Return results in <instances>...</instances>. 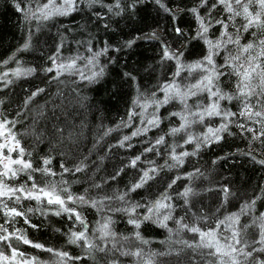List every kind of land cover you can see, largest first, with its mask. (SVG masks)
Returning <instances> with one entry per match:
<instances>
[{
	"label": "snow or ice",
	"instance_id": "6c2138e0",
	"mask_svg": "<svg viewBox=\"0 0 264 264\" xmlns=\"http://www.w3.org/2000/svg\"><path fill=\"white\" fill-rule=\"evenodd\" d=\"M81 4L93 12L97 21H105L103 27L106 31L111 28L112 16L134 19L138 17L141 9L147 8L149 4L157 13L162 10L171 25V38L168 35V26L165 25L161 31L157 21L153 25H148L147 30L144 27L138 28V35L115 48L107 41L103 42L99 51L94 50V37L91 34L86 42L77 41L78 44L83 43L85 51L89 53L83 59L87 60L86 67L92 66L90 74L78 71L81 80L89 85L99 83L107 74V64L100 63L101 57L107 56L109 63L117 64L118 57L114 58L110 52L119 53L124 48L131 49L141 40L157 42L160 46V59L157 63L165 76L162 82H158L151 92L146 94L141 91L137 76L131 71H124L117 74L118 80L113 81V84L116 91H119L121 82H132L136 86L137 95L133 99V108L128 111L127 116L129 122L134 117L140 116L143 127L132 132L131 137L146 136L153 128L159 129L164 119L171 120L175 117L180 121L179 126H170L167 132L157 135L154 142L147 141L149 146L145 147L142 153L131 158L128 164L118 168L108 179L116 181L128 167L136 169L145 154L160 155V148L167 144L168 136L175 137L184 133L183 144L173 142L170 145L169 159L165 160L163 165H157L151 160L147 168H139L137 178L126 186L125 191L115 197L74 196L66 186L68 182L63 180V175L86 173L89 170V156L85 155L74 163L73 168L65 166L64 157L79 143L83 133L77 132L78 126L72 123V114L68 107L72 101L68 100L67 95L57 91L50 98H45L41 104L37 98L46 94L47 90L37 86L35 91L27 93L20 108L14 114L6 115L4 111H0V198L7 197L9 200L14 198L16 204L20 203L22 197L27 200L34 199L38 203L46 199L48 205L59 206L64 213H68L70 220L74 217V223L78 222L82 226V230L70 228L67 236L68 243L81 248L83 254L72 255L68 251L45 248L43 244L28 239L21 229L9 231L17 217H22L24 223L30 227L35 228L37 225L31 224L25 211L19 210L16 206L9 207L0 200V212H3L4 217L3 223H0V264H40L36 257L29 258L19 250L20 243L53 254L57 258V264H77V262L85 264V261L98 264V257L106 261V264H121L117 252L121 256H134L138 260L141 258V248L132 251L131 248H124L121 244V241L128 242L131 237L122 236L117 239L111 216L102 218V221L98 222L99 227L90 231L81 212L75 207H68L69 203L87 205L97 209L98 212L107 210L124 213L128 217L127 223L133 226V236L141 244L149 243L141 235L142 225L154 223L172 233L173 229L168 227V222L172 221L177 225V233L186 230L199 236L198 241L193 240L191 243L178 241L182 247L176 250V256L179 257L186 250H191L193 255L189 257L190 264H202L204 260L209 264H264V211H259L256 207L257 201H264V186H260L258 192H254L253 195L243 197L239 210L231 212L227 211L226 205H230L234 199H241V196L233 187L232 180L227 176L222 177L215 181V187L206 189L214 194L216 202L210 206L202 205L206 207L204 212L199 214V210L193 212L192 215L197 219L190 225L184 221L187 213L195 207L192 197L199 195L191 182L204 176V173L196 168L192 172L186 171L183 177L161 175L165 169L182 168L185 158L197 155L201 148L210 147L212 143H219L227 136L234 135L246 139L248 144L246 151L238 149V153L264 166V159H258L256 154L257 148L264 153V0H191L190 4H185L183 7L177 5L176 9L170 7L167 0H114V2L110 0L107 4L104 0H62L58 6L53 0H48L47 3L37 5L35 8L25 0H11V6L21 14L25 24L29 26L33 22L47 21L54 16L70 15L77 11L78 5ZM98 8L106 9L111 15L103 16ZM188 15H191L196 25L194 34H189L191 29L185 31L180 26L183 17ZM116 23L118 24L119 21ZM32 35L29 27L28 37L19 51H26L32 47ZM245 40L246 42H242ZM193 41L197 44L202 42L199 52L190 51V47H194ZM63 47L64 37L61 36L56 46V54L48 57L50 66L41 67V71L46 75L50 74L49 83L60 81V78L76 68L77 61L82 59L77 54L64 62L60 56ZM186 53L199 58L189 61ZM10 59H14L19 65L20 61L15 57ZM3 63L7 66L9 61L5 60ZM149 68L151 71L156 70L152 66ZM165 69L167 71H164ZM36 71V68L29 67L22 70L18 66L12 70L11 75L20 78L22 75L27 76ZM194 72L199 74L195 83L184 82L187 77L183 73L191 77ZM9 76L8 71L0 73V83L6 87L12 84L13 80L9 79ZM73 91L75 92V89ZM158 92L163 93L162 98L158 96ZM173 101L180 105V110L170 111L167 117L159 115L160 109ZM189 101L192 103L190 104ZM0 104H3V101H0ZM233 104L236 110L228 106ZM80 105L84 106L82 100ZM149 107L153 111L151 118L145 123L143 116ZM136 108H140L141 111L137 112ZM216 118H219V122L213 127ZM121 123L130 126L123 119ZM196 124L204 125L206 131L199 135L190 131ZM20 128L24 129L23 132ZM233 128L238 131L233 132ZM111 131L112 129H108L104 135H108ZM24 136H31L37 142L47 141L53 146V150L61 149L59 155L62 171L59 184L45 182L41 187L37 182L36 173L41 177L57 175L50 167L55 157L46 154L36 161L32 153L27 152L22 144ZM131 137L123 136L118 140L116 147L133 148ZM185 145H194V148L191 152L182 150L177 153V148L183 149ZM232 155L235 154L230 153L218 159L228 160ZM212 163L215 165L217 161L214 160ZM22 176L26 179L21 182ZM181 180L189 181L182 191L174 187L177 181ZM29 182H31L30 187ZM150 182L164 186L157 198L147 203L130 199V194L145 190L146 186H151ZM93 187L101 189L102 185L93 181ZM87 191L85 189V193ZM172 191L176 192L175 198L170 194ZM175 200L182 201L181 208L185 215L174 216ZM113 201H118L120 206L113 207ZM141 208L145 210L142 215L138 212ZM27 211L31 212L32 209L29 208ZM55 215H61V211H56ZM242 218L247 219L242 220ZM209 221H213L214 226L209 224L205 231L200 222ZM250 231L253 233L251 236H249ZM168 254H171V250ZM153 255L155 254L148 253L144 264H153Z\"/></svg>",
	"mask_w": 264,
	"mask_h": 264
},
{
	"label": "trees",
	"instance_id": "16d2710c",
	"mask_svg": "<svg viewBox=\"0 0 264 264\" xmlns=\"http://www.w3.org/2000/svg\"><path fill=\"white\" fill-rule=\"evenodd\" d=\"M26 3H30L33 8L37 5H43L48 0H25ZM110 0H104V3H109ZM114 2V0H112ZM170 7L176 9L177 5L183 7L185 4H190L191 0H167ZM101 14L105 17L111 15L106 9H99ZM178 10V9H177ZM116 21H119L117 24ZM159 22L161 31L165 25L169 28L167 15L161 10L159 13L152 7L151 4L147 8L141 9L138 17L129 19L126 16L115 17L112 16L111 28L105 30L103 24L104 20L97 21L93 12L88 8H85L82 4L78 5V10L66 16H54L47 21H36L30 26L25 24L23 17L12 6L11 0H0V73L8 71L10 73L9 79L13 80V83L7 87L0 83V111H4L7 114H14L15 111L20 108L23 100L26 98L27 93L35 91L37 86L46 88V94L37 98L39 103H43L45 98H50L57 91H60L67 95L68 100L72 101L68 105L69 111L72 114V123L77 125V132H82L83 135L79 138V143L72 147L68 155L64 157L65 166L73 168L74 163L78 162L85 155L89 156V170L86 173H77L75 175L71 173H64L63 180H66V185L74 196L87 195L93 198H103L105 195L115 197L118 193L125 191L126 186H129L138 175L139 168H147L149 161L154 160L157 165H163L165 160H168V153L170 151V145L173 142L183 144L184 133H180L175 137H166L167 144L160 148V155L152 153L142 156L141 162H138V167L133 169L128 167L117 178L116 181L108 179L114 172L128 164L129 160L135 155H139L143 152L144 148L149 146L146 142L151 140L154 142L157 135L163 134L168 131L170 126H179L180 121L173 117L171 120L164 119L159 129L153 128L147 133L146 136L131 137V133L138 128L143 127L141 125L140 116L134 117L132 121H128L127 113L133 108V99L137 95L136 86L132 82H121L119 91H116L113 81L118 80V73L124 71H131L137 76V81L141 86V91L148 94L153 87L165 79L164 72L161 71L160 65L157 61L160 59V46L155 41H137L131 49L124 48L121 52H110V55L114 58L118 57V63L112 64L108 62V57L103 56L100 58L101 64H107V74L105 77L96 84H87L86 81H82L78 71H83L85 74H90L92 66L87 64V60L83 57H87L89 53L85 51L83 43L78 44L77 41L86 42L89 39V34L94 37L93 43L95 45L94 50L99 51L103 42L107 41L113 48L123 44L124 41L138 35L137 29L144 27L147 30L148 25H153ZM180 26L185 31L194 34L195 22L191 15L183 17V21ZM32 30V47L26 51H19L23 43L28 37V28ZM61 36L64 37V47L60 51V56L64 62H67L70 57H75L77 54L82 58L77 61L76 68L70 72H66L60 81H48L51 79L50 74L46 75L41 71V67L50 66L48 57L56 54V46L60 42ZM250 39V37H248ZM242 42H246L242 41ZM194 47H190L192 53L199 52L202 47V42L197 44L193 41ZM189 61L198 59L196 55L189 56L186 53ZM19 60L17 65L14 59ZM8 60L7 66L4 65V61ZM22 70L32 67L36 68L35 73L27 76H21L16 78L11 75L12 70L17 67ZM149 66L154 67L156 70L151 71ZM148 69V70H146ZM164 71H167L165 69ZM187 80L184 82L195 83L199 78L198 72H194L191 77H188L187 73H183ZM75 89V92L73 91ZM77 93L79 96L77 97ZM159 97H163L162 92L157 93ZM195 99V98H194ZM80 100L83 101V107L80 105ZM205 102H207L205 100ZM191 104L192 101H189ZM226 103V102H222ZM233 110L235 104L228 105ZM35 105H33V108ZM21 110H23L21 108ZM140 112V108L135 109ZM180 105L173 101L171 104L166 105L160 109L159 115L167 117L170 111H179ZM153 109L149 107L144 112L145 123L147 119L151 118ZM14 118V115L12 116ZM128 122L130 126H125L121 121ZM219 118L213 122L212 126L215 127L218 124ZM119 125V127H117ZM112 129L108 135L104 133ZM23 128L20 131L23 132ZM190 131L199 135L201 132H205L204 125H193ZM233 132H237L238 129L233 128ZM128 135L131 137V143L133 148H121L116 147L118 140L123 136ZM103 137V139H101ZM97 141H99L97 143ZM22 144L27 152H31L33 158L39 161L40 157L51 154L55 157L50 167L57 173L55 177L44 176L41 177L39 173H36L37 182L41 187L44 183L61 181V157L59 152L61 149L53 150V146L44 142H37L31 136H24ZM95 145V147H94ZM248 147L247 140L241 139L239 136H227L225 140L219 143H212L210 147L201 148L199 153L195 156L185 158V163L182 168H175L172 170L165 169L161 175L175 176L185 175V172H192L196 168H199L204 176L199 177L191 182L193 188L199 193L198 196L192 197L195 207L187 213L185 223L190 225L196 222V217L192 215L193 212H204L206 207L216 202V197L213 193L208 192L206 189L209 187H215V181L220 180L222 177H229L233 182V187L238 191L241 199H234L230 205H226L227 211L237 212L240 204L243 203V197L251 196L254 192H258L260 186H264V166L258 163H254L251 159L238 153V149L246 151ZM194 145H185L184 148H177V153L182 150L191 152ZM67 151V149H65ZM232 155L228 160H219L218 157ZM258 159H264V153L260 149H256ZM217 161L214 165L212 161ZM26 177H21V182ZM93 181L96 184H101V189L93 187ZM105 181H107L105 183ZM16 183V182H10ZM189 181L181 180L177 181L178 190L182 191L183 187L188 185ZM151 186H146L145 190H138L137 193L130 194V199L133 201H141L147 203L150 200L157 198L164 186L150 182ZM29 187L31 182H29ZM87 189V193H85ZM174 198L176 192L170 193ZM4 203H7L9 207L16 206L19 210L26 212V215L31 221V224L37 225V227H30L24 223L22 217L15 218L16 222L9 228V231L14 229H21L28 239L41 243L45 248H54L56 250L68 251L72 255H82V249L76 245L68 243L67 233L70 228L76 230H82V226L78 223H74L73 219L68 218V213H64L59 206L48 205L46 199L41 202L36 200H27L21 198L19 204H16L14 198L9 200L7 197L0 198ZM108 203L107 201L105 202ZM176 212L174 216L185 215L182 210V201L175 200ZM68 207H75L81 212L82 216L87 222L88 228L91 230L99 227L98 222L102 221V218L111 216L114 224L113 230L117 233V239L122 236H129L131 239L128 242L121 241L124 248H131L135 251L136 248L142 249V256L138 260L134 256H121L119 252L116 253L121 264H144V260L148 258V253H154L152 256L153 264H190L189 257L192 256L191 250H186L181 256H176V250L182 247L178 241L193 240L198 241L199 236L181 230L176 232L177 225L172 221L168 222V227L173 229L172 233H169L168 229L159 227L154 223H146L142 225L140 232L143 238L149 241L148 244H141L133 236V226L127 223V215L124 213L108 212L107 210L97 211L87 205H74L67 204ZM113 207H119L118 201H113ZM259 211H264V201H257L256 205ZM31 208L32 211L27 210ZM56 211H61V215H55ZM144 209H138V212L142 215ZM227 214V212L225 213ZM222 218V217H221ZM247 218H242V220ZM3 212H0V223H3ZM209 224L214 226L213 221L208 223L200 222V225L206 231ZM7 226V225H6ZM253 233L250 231L249 236ZM111 247V245H109ZM119 247V245H118ZM20 251L24 252L27 257H36L40 264H57V258L53 254L44 251L42 249L33 248L30 245H24L20 243L18 245ZM123 250V249H122ZM171 250V254H168ZM206 251V250H205ZM98 264H106V261L101 258H97ZM80 264V262H77ZM85 264H92L91 261H85ZM202 264H209L207 260L202 261Z\"/></svg>",
	"mask_w": 264,
	"mask_h": 264
},
{
	"label": "rangeland",
	"instance_id": "374dc122",
	"mask_svg": "<svg viewBox=\"0 0 264 264\" xmlns=\"http://www.w3.org/2000/svg\"><path fill=\"white\" fill-rule=\"evenodd\" d=\"M53 2H54V4H56L58 6L60 3H62V0H53Z\"/></svg>",
	"mask_w": 264,
	"mask_h": 264
}]
</instances>
